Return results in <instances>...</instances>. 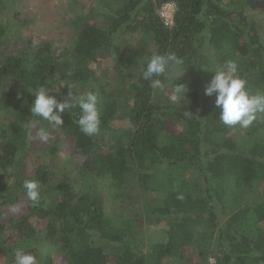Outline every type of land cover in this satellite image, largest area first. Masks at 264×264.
Masks as SVG:
<instances>
[{
    "label": "trees",
    "instance_id": "trees-1",
    "mask_svg": "<svg viewBox=\"0 0 264 264\" xmlns=\"http://www.w3.org/2000/svg\"><path fill=\"white\" fill-rule=\"evenodd\" d=\"M17 1L0 0V264L51 246L61 264H264V0H69L64 48L26 37Z\"/></svg>",
    "mask_w": 264,
    "mask_h": 264
},
{
    "label": "rangeland",
    "instance_id": "rangeland-1",
    "mask_svg": "<svg viewBox=\"0 0 264 264\" xmlns=\"http://www.w3.org/2000/svg\"><path fill=\"white\" fill-rule=\"evenodd\" d=\"M69 0H18L16 8L19 9V19H21L22 32L26 37L47 40L56 46L63 47L72 39L70 29L66 26V21L73 15L68 4ZM254 16L258 22L263 25L262 35L264 39V6L254 9ZM108 63H103L100 69L106 68ZM176 75H185L191 77L195 73L191 69H181L180 67H172L169 71ZM60 149L58 152L61 164L67 165L72 163L74 140L71 136L60 134ZM62 167L64 171L65 166ZM74 168V167H73ZM72 169L68 166V170ZM74 171V170H71ZM119 201V200H118ZM120 209L119 202H116ZM119 212V211H118ZM143 236L147 245L163 241L166 238L165 224H146L143 223ZM60 247L51 246L47 250V264H61L64 261ZM212 261V258L210 259Z\"/></svg>",
    "mask_w": 264,
    "mask_h": 264
},
{
    "label": "built area",
    "instance_id": "built-area-1",
    "mask_svg": "<svg viewBox=\"0 0 264 264\" xmlns=\"http://www.w3.org/2000/svg\"><path fill=\"white\" fill-rule=\"evenodd\" d=\"M175 11H176V4L172 1L166 2L161 6L159 10V14L163 19L165 25L171 26L173 24ZM211 262H214V260L212 259Z\"/></svg>",
    "mask_w": 264,
    "mask_h": 264
}]
</instances>
